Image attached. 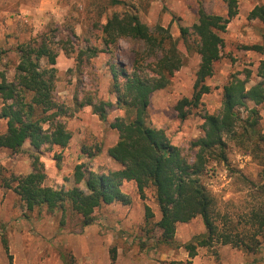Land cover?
Returning <instances> with one entry per match:
<instances>
[{
  "label": "rangeland",
  "instance_id": "rangeland-1",
  "mask_svg": "<svg viewBox=\"0 0 264 264\" xmlns=\"http://www.w3.org/2000/svg\"><path fill=\"white\" fill-rule=\"evenodd\" d=\"M120 1L0 0V75L13 77L19 44L50 34L58 52L55 98L67 108L65 122L72 132L65 148L45 145L38 152L29 142L19 151L0 147V264H64L62 251L73 253L78 264H170L175 260L183 264H264V228L258 230L253 217V212L264 209V160L261 152L250 149L249 143L227 139V160L210 161L201 179L214 199L215 216L224 228L249 242L258 234L261 246L256 252L217 242L198 248L197 255L190 257L178 244L206 231L200 216L178 223L176 243H164L157 225L161 212L153 186H148L141 197L134 182H124L122 190L131 196V204H103L95 209L94 222L84 225L69 204L54 211H30L13 188L2 184L4 177L30 173L37 155L46 173L45 185L53 188L79 186L87 191L84 181H75L78 164L97 173L120 168L108 154L109 147L118 140V131L109 125L125 114L116 105L110 63L122 64L131 72L142 44L122 38L111 49L105 46L102 26L114 12L128 10L149 27H169L179 40L184 64L167 88L152 93L149 113L151 124L164 129L189 162H193L196 153L193 142L204 135V114L221 110L224 85L233 76L247 80V88L263 80L258 71L264 59V22L250 20L248 15L256 4L264 5V0H238L239 13L221 33V57L205 81L211 90L203 94L199 107L191 108L188 117L181 120L175 106L180 99L192 97L201 58L196 51L186 49L180 27H191L197 22L201 7L208 13L226 16V4L223 0ZM193 40L192 34L190 41ZM254 45L263 49H249ZM86 47H95L99 52L79 62L77 54ZM150 60L154 59L147 62ZM141 70L144 74L149 72L147 68ZM89 101L111 103L106 107L107 121L94 113ZM248 105L254 106L252 102ZM2 106L0 98V112ZM258 108L259 129L264 134V104ZM240 112L242 117L247 115L243 107ZM6 129V120L0 118V134ZM147 206L153 213L149 219ZM112 254L116 256L114 261Z\"/></svg>",
  "mask_w": 264,
  "mask_h": 264
},
{
  "label": "trees",
  "instance_id": "trees-1",
  "mask_svg": "<svg viewBox=\"0 0 264 264\" xmlns=\"http://www.w3.org/2000/svg\"><path fill=\"white\" fill-rule=\"evenodd\" d=\"M223 2L227 6L226 16L208 13L201 7L197 22L191 27H180L186 49L196 51L201 58L192 97L180 99L175 106L181 120L188 117L191 108L199 107L203 94L210 92L211 88L205 81L214 73V65L221 57V33L226 32L228 24L239 13L238 0ZM114 3L122 1L115 0ZM248 18L264 22V5L256 4ZM102 33L108 49L122 38L142 44L141 49L136 51L131 72L122 64L110 63L112 91L117 95L116 105L125 114L116 117L109 125L118 131V140L109 147L108 154L120 168L97 173L78 164L74 172L75 181L77 184L84 181L87 191L79 186L53 188L45 185L46 173L37 155L30 173L4 177L2 184L14 189L27 210L46 208L54 211L69 204L81 216L84 225L94 222V211L103 204H131V196L122 190L124 182H134L141 197L148 186H153L161 212L157 225L164 243H176L178 223H187L200 216L206 231L178 244L186 249L190 257L197 255L198 248L217 242L256 252L261 246L258 234L249 238V242L244 237L235 236L218 221L214 213V199L201 176L210 161L227 160V139L249 143L250 149L261 152V159L264 160V134L259 129L258 108L264 104V59L258 71L262 81L247 88V80L233 76L224 85L221 110L204 114V135L193 142L196 153L193 162H189L166 131L151 124L149 113L152 93L167 88L174 73L184 64L179 40L173 37L169 27L160 24L149 27L136 13L128 10L109 16L102 26ZM192 34L194 40L190 41ZM49 35L19 44L16 47L19 61L13 77L9 79L6 73L0 75V98L3 101L0 118L7 122L6 131L0 134V147L19 151L24 143L29 142L39 152L45 145L65 148L72 138V132L65 122L68 110L55 98L58 52ZM249 49L263 48L254 45ZM97 52L99 50L95 47L80 48L77 59L82 62L85 56H94ZM151 57L154 60L147 62ZM140 66L149 72L142 73ZM249 102L254 106L249 107ZM87 104L93 107L101 120L107 121L106 107L111 106L110 102L89 101ZM242 107L247 110L245 117L240 112ZM146 217H153L148 206ZM253 217L258 230H262L264 209L253 212ZM4 243L8 251L7 242ZM61 257L64 264H78L75 255L69 251H62ZM111 257L112 261L116 259L115 254ZM170 264L183 262L175 260Z\"/></svg>",
  "mask_w": 264,
  "mask_h": 264
}]
</instances>
